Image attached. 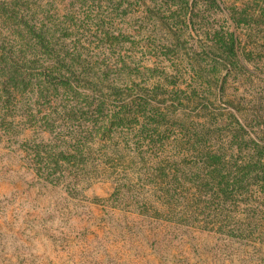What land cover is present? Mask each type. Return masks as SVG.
<instances>
[{"label": "trees", "instance_id": "1", "mask_svg": "<svg viewBox=\"0 0 264 264\" xmlns=\"http://www.w3.org/2000/svg\"><path fill=\"white\" fill-rule=\"evenodd\" d=\"M150 1L147 12L168 31L170 47L207 59L205 66L197 61L203 94L193 86L181 90L177 80L170 89L169 84L137 80L125 60L103 68L63 23L39 19L19 0H7L0 8V123L18 109L25 128L34 126L27 121L38 123L40 140L29 144L32 136L26 134L22 145L32 181L71 197L96 183L108 184L109 196L94 195L95 204L129 208L142 218L144 226L136 233L139 247L178 229H196L212 232L221 250L232 255L229 264H264V257L248 256L247 250H264V115L252 114L257 124L253 129L244 122L241 99L227 98L224 112L214 106L215 91L224 92L229 78L239 76L241 81L252 73L254 46L242 45L235 30H248V40L260 36L264 49V36L258 35L264 33V0L230 5L224 0ZM198 1L221 9L235 30L221 27L209 40L198 38L201 48L194 49L188 47L186 33L199 35L200 14L211 12L199 8ZM58 120L68 129L64 141L59 133L54 137ZM224 128L232 131L236 148L218 142L225 138ZM93 143L118 159L148 152L159 178L145 182L121 177L120 165L126 171L130 164L91 160ZM99 172L106 178L95 179ZM141 185L152 191L136 192L134 187Z\"/></svg>", "mask_w": 264, "mask_h": 264}, {"label": "rangeland", "instance_id": "2", "mask_svg": "<svg viewBox=\"0 0 264 264\" xmlns=\"http://www.w3.org/2000/svg\"><path fill=\"white\" fill-rule=\"evenodd\" d=\"M5 1L7 0H0V8L3 6L1 3ZM224 1L227 5L232 2L239 3V0ZM19 2L24 8H30L39 19L52 20L60 24L58 26L63 23L70 37L103 68L106 65L121 64L125 60L133 69L137 80L142 78L150 85L169 84L168 89L172 88L171 82L177 80L181 90H188L193 86L200 94L205 91L204 83L197 78V73H202L197 61L200 60L201 66H205L207 59L199 56L194 58L193 51L184 55L170 47L168 31L147 12L149 7L153 6L150 0H19ZM197 6L202 9L208 8L211 12L200 14L196 22L200 23L199 35L187 31L186 36L190 38L188 47L193 45L194 49L201 48L197 39L209 40L214 31L221 27L230 31L235 30L221 9H211L203 1H198ZM235 31L242 36V45L246 42L254 46V54L249 63L252 73L241 77V81L239 76L229 78L224 86V92L215 91L217 101L214 106L216 111H223L227 98L241 99L242 114L247 118L244 122L249 128L256 129L257 124L252 114L259 111L264 115V59L261 58V55L264 57V49L260 36L248 40L250 34L248 30ZM258 35L264 36V33ZM20 114L19 109L10 115L5 114L3 118L5 122L0 123V264L231 262L232 255L221 250L222 246H218L219 241L212 232L196 229H178L168 236H163L159 242L151 239L145 248L139 247L136 233L144 226L142 218L128 212L129 208L122 211L95 204L98 200L94 195L109 196L111 188L108 184L96 183L85 193L71 197L62 189L52 186L46 188L32 181L25 167L27 159L23 152L25 146L22 145L25 143L26 134L32 136L29 144L40 140L38 132L40 128L37 126L38 123L29 121L27 125L34 126L25 128V122L21 120ZM36 121H40V117H37ZM10 123L12 136L8 132ZM56 125L58 128L54 137L57 138L59 133L62 136L61 140L64 141L63 134L68 129L60 120L56 121ZM24 129L27 131L24 132ZM221 133L225 138L218 142L220 144L223 141L226 144L229 142L236 148L237 144L231 140L232 131L224 128ZM215 140L217 141L216 138ZM226 144L222 145L226 147ZM92 150L95 152L91 160L96 162L114 160L120 164L123 162V165L130 164L126 171L121 170L120 165L118 170L121 177L127 176L145 182L159 178V173L155 170L156 163L149 161L148 152L138 154L135 151L118 159L110 149L103 148L99 143H93ZM143 157L147 158V163H143ZM99 173L95 179L106 178L104 174ZM134 189L136 192L146 194L152 191V187L146 185ZM153 225L159 230L157 223ZM247 250L248 256L264 257L263 249L254 252L253 246H248Z\"/></svg>", "mask_w": 264, "mask_h": 264}]
</instances>
